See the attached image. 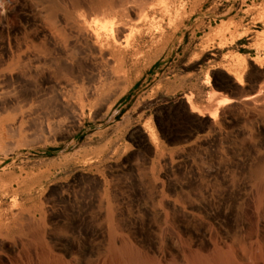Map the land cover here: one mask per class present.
Wrapping results in <instances>:
<instances>
[{"label":"rangeland","instance_id":"1","mask_svg":"<svg viewBox=\"0 0 264 264\" xmlns=\"http://www.w3.org/2000/svg\"><path fill=\"white\" fill-rule=\"evenodd\" d=\"M38 7L0 10V44L48 34ZM126 33L66 97L102 85L62 129L0 98V264H104L111 244L264 264V0H154Z\"/></svg>","mask_w":264,"mask_h":264},{"label":"bare ground","instance_id":"2","mask_svg":"<svg viewBox=\"0 0 264 264\" xmlns=\"http://www.w3.org/2000/svg\"><path fill=\"white\" fill-rule=\"evenodd\" d=\"M153 2L154 0H0V10L5 15L20 13L26 22L32 19H29L31 7L41 6L37 9V15L44 21L48 32L41 33V36H25L17 39L13 45L10 39L6 44H0L1 100L14 97L41 109L45 120L39 124V129H62L70 117L69 111L72 113L73 109H83L85 100L101 90L102 85L99 84L89 95L80 97L72 104L66 100L78 88V82L86 74L89 64L111 50L118 41H127L130 15L133 13L141 17L148 14ZM10 82L18 84L17 89L13 88L14 96L4 89ZM145 258L128 245L116 247L111 244L104 264H154ZM193 260L194 264H210L200 258Z\"/></svg>","mask_w":264,"mask_h":264},{"label":"trees","instance_id":"3","mask_svg":"<svg viewBox=\"0 0 264 264\" xmlns=\"http://www.w3.org/2000/svg\"><path fill=\"white\" fill-rule=\"evenodd\" d=\"M51 150H52L51 148H48V149L46 150V152H47V153H50Z\"/></svg>","mask_w":264,"mask_h":264}]
</instances>
